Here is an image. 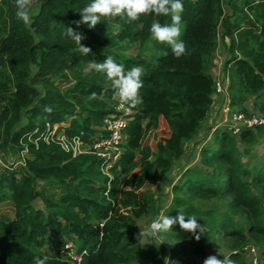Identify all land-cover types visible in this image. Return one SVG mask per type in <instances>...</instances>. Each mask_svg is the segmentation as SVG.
Instances as JSON below:
<instances>
[{
    "label": "trees",
    "instance_id": "trees-1",
    "mask_svg": "<svg viewBox=\"0 0 264 264\" xmlns=\"http://www.w3.org/2000/svg\"><path fill=\"white\" fill-rule=\"evenodd\" d=\"M36 2L33 35L17 20L14 0H0V146L5 150L12 142L18 152L27 148L29 153L25 167L0 174V204L11 202L15 209L14 219L0 216V264H66L69 241L86 251L82 264H160L165 250L141 245L140 233L133 230L136 219L160 212L144 187L165 179L185 157L187 144L201 137L216 95L218 48L224 51L232 103L264 98V0H182L181 39L188 54L181 58L150 34L154 20L171 24V17L102 20L90 29L75 22L91 0ZM66 26L85 37L82 43L91 55L78 52L64 35ZM136 45L137 54L128 55ZM107 56L125 71L134 66L145 71L143 103L130 109L124 150L109 172L96 155L74 157L43 138L47 124L72 118L62 127L65 136L82 135L91 143L105 117L119 115L111 82L89 67ZM255 108L264 114V100ZM261 130H245L236 138L223 126L215 128L212 142L200 148L199 163L181 171L164 209L170 218L181 210L186 220L195 216L207 238L230 240L235 253L221 261L228 257L233 264H248L238 251L250 241L264 243V158L244 162L239 148V143L252 146ZM48 186L63 189L50 195ZM162 235L193 238L178 223ZM192 250L203 252L198 245ZM188 263L179 252L168 262Z\"/></svg>",
    "mask_w": 264,
    "mask_h": 264
},
{
    "label": "clouds",
    "instance_id": "clouds-1",
    "mask_svg": "<svg viewBox=\"0 0 264 264\" xmlns=\"http://www.w3.org/2000/svg\"><path fill=\"white\" fill-rule=\"evenodd\" d=\"M14 4L17 20L35 35L33 17L39 8L35 5L34 0H14ZM183 11L182 0H91V3L79 11L81 20L75 23L77 27L84 24L90 29H94L102 20L114 21L119 18L126 23H131L139 21L141 17L152 15L171 17V24H162L158 19L154 20L150 26V34L153 40L167 45L176 58H181L188 54L186 45L181 39ZM64 35L75 42L77 50L82 56L92 54V49L82 43L85 37L71 26H66ZM162 55L167 56L168 52L165 51ZM89 67L96 73L104 74L111 82L114 91L113 99H119V107L134 109L143 103L140 90L144 87L142 77L145 75V71L142 67L134 66L125 71L124 65L118 64L111 56H107L103 62H89ZM91 98H97L96 94L93 93ZM46 111L50 112L51 108H46ZM177 223L183 231L191 233L196 241H199L201 236L206 233V229L197 222L195 216H188L186 220L182 210L174 218L161 212L147 228L137 225L142 230L138 240L141 245L144 243L142 237L148 238L151 243L163 244L162 234L172 231L173 225ZM38 264H43V262L38 261ZM204 264H233V262L228 257L221 261L213 255L207 257Z\"/></svg>",
    "mask_w": 264,
    "mask_h": 264
},
{
    "label": "rangeland",
    "instance_id": "rangeland-1",
    "mask_svg": "<svg viewBox=\"0 0 264 264\" xmlns=\"http://www.w3.org/2000/svg\"><path fill=\"white\" fill-rule=\"evenodd\" d=\"M35 5L38 6V3L36 2ZM224 12L225 13L229 12L228 7L224 6ZM100 51L105 54L104 49H100ZM137 52H138V46L136 45L129 50L128 55H132V54L136 55ZM223 56H224V51H222L221 48H218L215 53V57L218 62V65L221 61L220 58H222ZM222 63H223V59H222ZM218 65L216 67L217 70L215 76L218 75L220 72ZM57 81L60 80L58 79ZM263 100L264 98L262 99L256 96H249L245 104H243L242 106L236 104L234 106H236L235 108H237V110H241L246 114L264 116V114L261 111L255 108V104L257 103L261 104ZM221 104L222 102L219 103L220 107ZM212 112L214 111L212 110ZM71 120L72 118H68L65 121V123H63V125L68 126ZM26 121H27L26 118L23 117L22 122L26 123ZM220 123H221V119H219L215 124H220ZM202 127H203L202 130L203 132L200 134L201 137L198 139L194 138L191 141V143L187 145L185 157L174 165L172 171H170V173L166 176V178L161 181H157L155 183L150 182L144 187V191L152 194V196L154 197L157 207L160 209V212L159 214H157L156 212L152 211L149 215L136 219V224L133 230L136 231L137 233H141L142 231L141 228L137 225H140L143 228H147L151 224V222L155 220L161 214V212H164V209H166L171 204L172 188L178 182L181 171L184 168L188 167L189 165L199 163L200 148L203 147L205 144H209L212 142L215 132L214 131L215 126L213 124V120L210 119V116L204 121ZM262 130L256 133L255 143L252 146L249 147V145L239 143V148L241 153L243 154L242 158L244 162L247 161L257 162L264 158V128H262ZM235 137L237 138V136ZM245 149H248L251 152V154L250 155L245 154L244 153ZM0 154L3 157L7 158L9 163L12 166H15L16 170L23 168L22 166L15 164L20 159V152H18L15 149L12 142L7 146L5 150H3V148L0 146ZM47 188H48L47 194L50 195L52 193H56V192L58 193L63 189L62 186H51V187L48 186ZM202 207L208 208L206 204L202 205ZM263 208H264V203H263ZM2 215L7 216L10 219L15 218L14 216L15 209L11 202H5L0 204V216ZM144 244L159 245L165 250V254L160 264H168L171 257H173L174 253L176 252H179V255L181 257H185V259H187L189 262L188 264H204V260L209 256L214 255L217 258H219V257L227 256L228 254L235 253L234 250L229 248L230 240H226V239L224 240L221 238H207L205 235L201 236V239L199 241H196L194 237L186 239L184 241L173 240V239L167 240L165 239V236H163V244L151 243V241L148 238L144 237ZM197 245L199 247H202L203 249L202 250L203 252L201 254H196L192 250L193 246H197ZM249 246L256 247L260 256L262 257V259H264V243L256 244L250 241L249 244H247L243 250L238 251L244 254V257L248 264H250L251 258L249 255V251L245 248L247 247L249 248Z\"/></svg>",
    "mask_w": 264,
    "mask_h": 264
},
{
    "label": "built area",
    "instance_id": "built-area-1",
    "mask_svg": "<svg viewBox=\"0 0 264 264\" xmlns=\"http://www.w3.org/2000/svg\"><path fill=\"white\" fill-rule=\"evenodd\" d=\"M218 65L219 76L215 80V92L222 99L220 107L221 123L216 124L215 128L224 126L233 136L239 137L245 130H256L264 128V116L246 114L241 110H237L232 103L229 91L227 77L224 75L222 58ZM117 102L118 116H107L104 119V125L101 133L91 142L85 143L80 137L67 138L62 127L67 125L56 124L46 125V135L43 137L46 141L56 142L63 150L72 153L74 157L83 153L94 154L102 159L105 164V172H109L112 165L118 162L122 153L123 146L126 142V131L130 124V115L132 111L127 108L119 107ZM27 158H29L28 149L24 148L20 152V159L15 163L22 167L26 166ZM12 166L8 159L0 154V174L12 170ZM103 227V225H101ZM251 258L250 264H264V259L259 255L255 247L246 248ZM64 253L66 255V264H82L86 251L79 252L76 244L69 241L65 244Z\"/></svg>",
    "mask_w": 264,
    "mask_h": 264
},
{
    "label": "crops",
    "instance_id": "crops-1",
    "mask_svg": "<svg viewBox=\"0 0 264 264\" xmlns=\"http://www.w3.org/2000/svg\"><path fill=\"white\" fill-rule=\"evenodd\" d=\"M224 57V56H223ZM225 59V58H224ZM220 74H218V75H216L215 77L217 78L218 76H219ZM222 102V99H221V97L220 96H217V95H215L214 96V103H213V105H212V107H211V110H210V112H209V115H208V118H209V116H210V119H212L213 120V124H214V126L216 125L215 123H217V121L220 119V105H219V103H221ZM212 110L214 111V112H212ZM209 122H210V120H209ZM208 122V123H209ZM198 138H200V137H195V139H198ZM193 140V139H192ZM191 140V141H192ZM191 141L187 144V145H189L190 143H191ZM186 148H187V146H186Z\"/></svg>",
    "mask_w": 264,
    "mask_h": 264
}]
</instances>
